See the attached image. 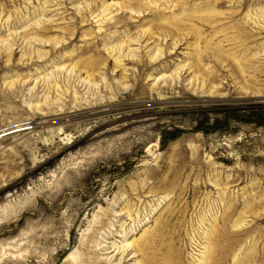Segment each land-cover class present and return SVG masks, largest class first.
<instances>
[{"label":"rangeland","instance_id":"rangeland-1","mask_svg":"<svg viewBox=\"0 0 264 264\" xmlns=\"http://www.w3.org/2000/svg\"><path fill=\"white\" fill-rule=\"evenodd\" d=\"M0 264H264V0H0Z\"/></svg>","mask_w":264,"mask_h":264},{"label":"bare ground","instance_id":"bare-ground-1","mask_svg":"<svg viewBox=\"0 0 264 264\" xmlns=\"http://www.w3.org/2000/svg\"><path fill=\"white\" fill-rule=\"evenodd\" d=\"M115 7H116L117 10H122V6H120V5H118V4H116ZM129 10H130V11H133V10L131 9V7H129ZM120 44H121L122 46L125 45V48L127 47V46H126V43H125V40H124V41H121ZM152 57H153V55H152ZM115 62H116V64H117V63H118V64L120 63V61L118 60V58H116V59L114 60V63H115ZM158 81H159V79L156 80L155 83L158 82ZM159 82H160V83H163L162 80L159 81ZM129 218H130V216H129ZM121 227H122V226H121ZM129 230H130V229H129ZM124 243H125V242H124ZM133 244H134V243H130V244H128V246H132ZM111 246L114 247L112 244H111ZM138 251H139V250H138Z\"/></svg>","mask_w":264,"mask_h":264}]
</instances>
